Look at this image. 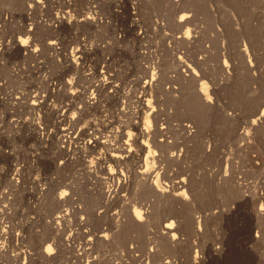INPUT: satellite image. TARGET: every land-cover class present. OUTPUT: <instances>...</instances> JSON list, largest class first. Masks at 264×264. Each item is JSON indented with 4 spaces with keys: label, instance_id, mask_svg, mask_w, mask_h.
Returning <instances> with one entry per match:
<instances>
[{
    "label": "rangeland",
    "instance_id": "rangeland-1",
    "mask_svg": "<svg viewBox=\"0 0 264 264\" xmlns=\"http://www.w3.org/2000/svg\"><path fill=\"white\" fill-rule=\"evenodd\" d=\"M148 1L0 0V264H264V0Z\"/></svg>",
    "mask_w": 264,
    "mask_h": 264
},
{
    "label": "bare ground",
    "instance_id": "bare-ground-1",
    "mask_svg": "<svg viewBox=\"0 0 264 264\" xmlns=\"http://www.w3.org/2000/svg\"><path fill=\"white\" fill-rule=\"evenodd\" d=\"M151 1V0H150ZM150 1H148L149 3H151ZM147 2V3H148ZM235 3V2H234ZM233 16V15H232ZM184 17V15H181L180 16V20H181V18H183ZM230 19V18H229ZM231 20V19H230ZM235 20H234V17H233V22H234ZM230 23H228L227 22V25H229V27L230 28H232L233 27V24H232V20L231 21H229ZM237 24V23H236ZM235 25V24H234ZM228 27V26H227ZM234 28V27H233ZM232 28V29H233ZM236 29V28H235ZM27 30V29H26ZM230 30V29H229ZM234 30V29H233ZM237 31V30H236ZM235 32V31H234ZM239 34V33H238ZM25 41H26V39H21L20 40V42H21V44L23 45V44H25ZM50 43V45H53V44H55V41H50L49 42ZM79 51H81L79 48H77L76 50H75V52H79ZM145 72H147V70L145 71ZM147 81L148 80H146L145 81V83H147ZM144 86H146V85H144ZM209 101V100H208ZM208 111V112H207ZM203 113V112H202ZM199 114L203 119L205 118V116H206V114ZM205 113H207L208 114V116H213V110L210 108L209 110H206V112ZM261 114H263V112L261 113ZM199 116V117H200ZM211 116V117H212ZM199 119V118H198ZM201 119V118H200ZM202 119V120H203ZM140 127H142V126H140ZM139 126H137L134 130L135 131H131V130H127V134H126V136H127V138H126V143H127V140H129V141H133V142H135V143H141L142 142V145H141V147H143V144L145 145L146 143H145V141H144V139H145V136H146V130H145V128H140ZM113 131V130H112ZM118 131V133H116L115 134V137H116V139L118 140V141H120V140H122L123 141V139L122 138H124L125 137V133L123 134L122 132H120L119 130H117ZM116 132V131H115ZM114 132V133H115ZM126 132V131H125ZM166 135V134H165ZM109 136V135H108ZM104 138V137H103ZM107 138V139H106ZM165 138V137H164ZM110 139V138H109ZM104 140V139H103ZM108 140V137H107V135L105 136V140L103 141V142H106ZM125 141V140H124ZM125 144V143H124ZM128 144V143H127ZM113 145V144H112ZM125 148L123 147V148H121V149H119V151H120V153H112L113 154V156L119 161L120 159H123L124 157H127L128 155H130V153L128 154V155H123V153L125 152V150H124ZM128 151V150H127ZM128 152H130V151H128ZM126 154V153H125ZM114 158V159H115ZM147 159V158H146ZM137 174V173H136ZM146 175V186H148V188L151 190V192L152 193H155L156 195H159V196H161V197H163V195H164V193L166 192V191H168L166 188H165V184L163 185L162 183L163 182H161V179H160V176H161V173H142V175ZM112 175V174H111ZM116 175H117V177H118V174L116 173ZM108 177V176H107ZM120 177V176H119ZM118 177V178H119ZM122 177V176H121ZM121 177H120V179H121ZM143 179V180H144ZM123 181V180H122ZM121 181V182H122ZM120 182V183H121ZM165 182V181H164ZM177 182L178 183H176L177 184V186H178V184H179V187L180 186H183L184 184L186 185L187 183L185 182V179L184 178H182V179H180L179 181L177 180ZM127 184V183H126ZM123 185V184H122ZM167 185V184H166ZM174 185V184H173ZM145 186V185H144ZM140 188V187H139ZM147 188V187H146ZM178 188V187H177ZM176 188V189H177ZM182 192L183 191H181V192H177V193H173L174 195H182ZM187 196V195H186ZM255 196V195H254ZM185 197V196H184ZM164 198V197H163ZM186 198V197H185ZM253 198V197H252ZM162 199V198H161ZM158 205V209H161L162 208V210L163 209H166L167 208V203H164V204H157ZM157 208V207H156ZM159 211V210H158ZM160 212H161V210H160ZM163 212V211H162ZM168 213V212H167ZM165 214H166V212H165ZM170 214H172L173 215V212H171ZM149 216V215H148ZM136 217L139 219V220H143L144 218L142 217V215H140L139 214V212H137L136 211ZM161 218H162V216H161ZM181 219V218H180ZM183 220H185V219H183ZM183 220H181L182 222H183ZM191 221H193V220H191ZM191 221H189V222H191ZM161 225H162V231L161 232H163L164 234H166V235H168V238H170V240L168 241L167 240V242H169V244L170 245H172V244H174V242L176 243L178 240H176V237H177V231L179 230V228L177 229V231H176V227L177 226H175V219H172V217H171V215H165L162 219H161ZM187 222V221H186ZM185 222V223H186ZM188 222V224H190ZM159 223V222H158ZM181 223V222H180ZM192 224V223H191ZM178 225V224H177ZM184 225V224H183ZM186 225H187V223H186ZM179 226V225H178ZM180 226H181V224H180ZM189 226V225H188ZM183 227V226H182ZM192 228H193V225L191 226ZM186 228V227H185ZM188 228V227H187ZM195 228V227H194ZM190 229V228H189ZM195 230V229H194ZM193 230V231H194ZM103 236V235H102ZM91 239H88V243H90L91 241H90ZM92 242H93V240H92ZM46 249V253H48L49 252V250H50V245H46V247H45ZM49 254V253H48ZM82 254H85V253H82ZM103 258H106V257H103ZM108 258V257H107ZM90 260V259H89ZM103 260V259H102ZM101 260V261H102ZM105 260V259H104ZM107 260V259H106ZM138 260H140L141 262H142V259L140 258V259H138ZM108 261H109V263H112V261L110 260V259H108ZM94 262V261H93ZM97 262V261H96ZM107 264V263H106Z\"/></svg>",
    "mask_w": 264,
    "mask_h": 264
}]
</instances>
